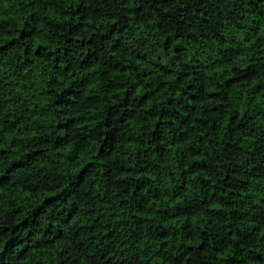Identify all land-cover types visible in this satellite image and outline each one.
Listing matches in <instances>:
<instances>
[{"label":"trees","instance_id":"obj_1","mask_svg":"<svg viewBox=\"0 0 264 264\" xmlns=\"http://www.w3.org/2000/svg\"><path fill=\"white\" fill-rule=\"evenodd\" d=\"M0 264H264V0H0Z\"/></svg>","mask_w":264,"mask_h":264}]
</instances>
